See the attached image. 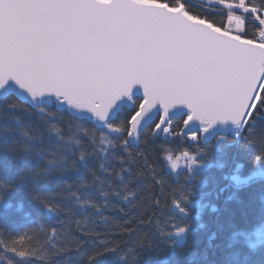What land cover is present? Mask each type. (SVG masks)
Masks as SVG:
<instances>
[{
  "label": "snow or ice",
  "instance_id": "6c2138e0",
  "mask_svg": "<svg viewBox=\"0 0 264 264\" xmlns=\"http://www.w3.org/2000/svg\"><path fill=\"white\" fill-rule=\"evenodd\" d=\"M212 3L223 6L227 25L191 14L185 0H0V161L11 158L18 168L0 180V219L8 220L13 208L9 193L25 191L59 224L66 223L62 212L69 221L87 213L106 223L107 198L121 196L107 177L124 180L115 172L116 162L120 172L128 171L120 153L131 162L132 151L149 133L182 135L218 149L242 141L252 146L245 133L251 135L258 122L264 123V0ZM25 116L36 121L26 123ZM54 120H64L67 131ZM179 122L183 128L177 131L174 124ZM229 122L231 139L217 127ZM198 155L207 153L200 149ZM183 156L189 160V174L209 167L188 152ZM168 159L170 168L177 169V161ZM254 163L258 170L246 179L230 177L235 186L254 183L257 177L264 182V137ZM242 168L237 164L235 171ZM156 183L162 197L165 182L161 178ZM38 185H55L54 194L37 191ZM190 196L189 190L173 198L177 215L165 222L167 231L161 229L166 238L186 232L177 219L189 215ZM153 206L161 207L159 197ZM258 219L253 229L242 227L246 217L229 220L228 247L235 264L264 256V212ZM92 223L83 235L99 238L96 220ZM76 225L79 230L82 222ZM29 230L24 225L0 239V262L34 264L41 258L39 250L26 246ZM60 235L64 243L58 247ZM60 235L53 229L47 238L51 258L67 252L69 245L79 250L82 243L70 232ZM93 245L87 264L116 251L107 239Z\"/></svg>",
  "mask_w": 264,
  "mask_h": 264
},
{
  "label": "trees",
  "instance_id": "16d2710c",
  "mask_svg": "<svg viewBox=\"0 0 264 264\" xmlns=\"http://www.w3.org/2000/svg\"><path fill=\"white\" fill-rule=\"evenodd\" d=\"M185 3L191 14L207 16L214 19L217 25H226L223 6H215L212 0H185ZM24 120L26 123L35 122L36 118L25 116ZM53 123L62 132L67 131L64 120H54ZM174 128L177 131L182 129V122L174 124ZM38 130H43L39 124ZM221 134L231 139L233 132ZM245 136L253 142L251 147L247 146V141H242L238 145L225 143L218 149L203 142L194 144L182 135L165 138L163 135L152 137L149 133L142 138L139 147L132 151L131 162L126 154L120 153L125 156L124 168L128 171L120 172V164L116 162L115 172L123 175L124 180L117 179L116 175L107 177L113 187L121 192V196L107 198L110 206L103 210L107 217L106 223L95 214L88 216L87 213L77 214L69 221L67 214L62 212L59 214L60 219L66 223L59 224L45 209L39 208L27 192L12 191L8 199L13 208L7 214L8 220L0 219V239L7 238L9 232L14 234L27 225L30 230L26 246L36 248L42 254L34 264H55V261L60 264H87L88 256L94 250L93 241L97 239H107L108 246L115 247L116 251L99 257L95 264H235L232 259L233 250L228 247L229 220L233 217H246L248 221L242 227L253 229L259 226L258 216L264 212V205H261L264 182L257 177L254 183L237 187L229 177L236 172L237 164L243 165L239 172L242 176L256 168L254 153L260 139L264 137V123L258 122L252 134L246 132ZM200 149H204L207 155L199 156ZM184 152L197 156V162L205 160L209 167L194 174H189L187 169L173 171L168 168L166 158ZM15 164L11 158L0 161V180L15 175L18 170ZM93 167L98 165L93 162ZM161 178L165 182L162 197L161 187L156 183ZM71 179H75V176H71ZM88 182H91L90 176ZM124 184H127V188L122 187ZM36 190L54 194L55 185L46 189L44 185H38ZM189 190V199L192 201L186 206L189 215L183 221L177 219L187 230L180 237L174 235L166 238L161 229L167 231L165 222L169 217L177 215L173 198L186 195ZM234 194L236 198L229 199ZM158 197L161 207L157 209L153 203ZM96 199L101 204L105 202L99 196ZM54 202L61 206L64 203L59 198ZM176 202L181 201L177 199ZM2 215L0 212V216ZM86 216L88 223L85 224L83 221ZM93 219L96 220L94 231L101 234L99 238L83 235L84 231L93 228ZM77 220L82 222L79 230ZM53 229H57L58 235L67 231L80 240L82 243L79 250L74 245H69L67 252L51 258L52 249L47 238L52 235ZM63 243L64 236L60 235L57 246ZM251 264H264V256H254Z\"/></svg>",
  "mask_w": 264,
  "mask_h": 264
},
{
  "label": "rangeland",
  "instance_id": "374dc122",
  "mask_svg": "<svg viewBox=\"0 0 264 264\" xmlns=\"http://www.w3.org/2000/svg\"><path fill=\"white\" fill-rule=\"evenodd\" d=\"M227 25V23H226ZM232 27L234 28L235 25L233 24ZM226 131H232L233 132V129H228V130H221V132H226ZM169 157H171L172 160H176L177 161V164H178V167L177 169L173 170V171H178V170H182V169H187L186 165L189 163V160L188 158H186L185 156H183V153L182 154H178V155H175V156H168L166 159H167V166L168 168H170V163L171 161L168 159ZM171 169V168H170ZM172 170V169H171ZM258 169L255 168L253 169L249 174L245 175V176H242L240 175L239 173L237 172H234V173H231L229 177H231L232 175H239L240 178L243 180V179H246L249 175H251L253 172L257 171ZM234 182V181H233Z\"/></svg>",
  "mask_w": 264,
  "mask_h": 264
},
{
  "label": "bare ground",
  "instance_id": "6f19581e",
  "mask_svg": "<svg viewBox=\"0 0 264 264\" xmlns=\"http://www.w3.org/2000/svg\"><path fill=\"white\" fill-rule=\"evenodd\" d=\"M217 127L220 130H223V131L228 130V129H233V126L230 124V122L227 123V124H222V125L221 124H218Z\"/></svg>",
  "mask_w": 264,
  "mask_h": 264
}]
</instances>
